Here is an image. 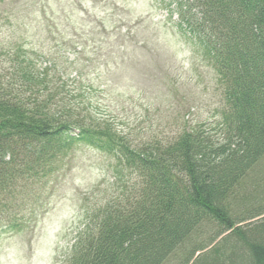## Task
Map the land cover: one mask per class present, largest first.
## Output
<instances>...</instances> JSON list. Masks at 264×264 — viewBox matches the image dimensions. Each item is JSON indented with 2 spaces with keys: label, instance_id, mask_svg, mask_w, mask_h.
Returning a JSON list of instances; mask_svg holds the SVG:
<instances>
[{
  "label": "trees",
  "instance_id": "1",
  "mask_svg": "<svg viewBox=\"0 0 264 264\" xmlns=\"http://www.w3.org/2000/svg\"><path fill=\"white\" fill-rule=\"evenodd\" d=\"M158 2L175 30H108L115 60L98 67L93 30L66 14L72 37L52 50L49 0H0V236L35 229L88 148L104 178L63 264H264V0ZM178 38L184 92L213 101L179 123ZM148 56L163 67L133 73Z\"/></svg>",
  "mask_w": 264,
  "mask_h": 264
},
{
  "label": "rangeland",
  "instance_id": "2",
  "mask_svg": "<svg viewBox=\"0 0 264 264\" xmlns=\"http://www.w3.org/2000/svg\"><path fill=\"white\" fill-rule=\"evenodd\" d=\"M158 1L49 0L54 11L52 18L58 28L53 29L54 36L47 42V46L54 50L60 43L61 36L72 37V28L68 25L69 21L65 19L68 14L77 22L76 28L85 38V31L90 29L94 31L86 44L90 49L92 48L90 59L98 64V67H102L105 62L113 65L115 59L105 56V52H113L118 44L113 38L105 39L104 32L108 33V30H122V32L125 30H175V16L171 18L167 13L168 9ZM151 23H159V27H153ZM111 33L109 32V35ZM140 45L139 43L138 46ZM189 56L188 46L178 38V70L173 69L172 72L178 73L179 89L175 111L170 113L173 116L172 119L178 123L182 117L186 120L203 119L209 115L213 107V101H210L211 92L203 93V85L192 90L195 93L194 97L188 96L184 92L187 87L180 84V80L185 81L189 76V72H185ZM131 57L128 64L132 67L133 73L137 71V67L138 72H144L145 66L152 69L163 67L165 60L162 56H159L161 59L148 56V59H145L146 64L142 66L143 61L137 60L134 65ZM89 72L93 74V71L89 70ZM104 169L105 160L99 153L88 148L81 149L66 179L51 198L49 211L39 218L35 229L25 235L0 236V264H63L76 229L80 226V199L88 189L101 182L104 178Z\"/></svg>",
  "mask_w": 264,
  "mask_h": 264
}]
</instances>
